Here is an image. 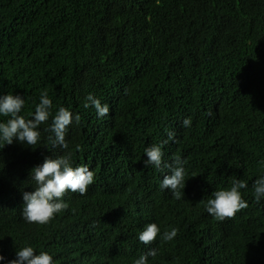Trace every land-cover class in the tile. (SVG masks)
Returning <instances> with one entry per match:
<instances>
[{
  "label": "trees",
  "instance_id": "1",
  "mask_svg": "<svg viewBox=\"0 0 264 264\" xmlns=\"http://www.w3.org/2000/svg\"><path fill=\"white\" fill-rule=\"evenodd\" d=\"M45 91L53 112L80 121L67 149L46 132L33 148L0 144V264L26 244L56 264H133L150 247V264H264V200L252 193L264 176V0H0V94L23 96L29 117ZM89 93L105 117L83 107ZM166 130L164 160H186L179 199L159 188L168 169L143 163ZM65 151L94 183L66 192L69 207L46 224L26 222L31 169ZM230 179L247 183L248 207L213 218L205 202ZM150 222L177 235L145 245Z\"/></svg>",
  "mask_w": 264,
  "mask_h": 264
},
{
  "label": "clouds",
  "instance_id": "2",
  "mask_svg": "<svg viewBox=\"0 0 264 264\" xmlns=\"http://www.w3.org/2000/svg\"><path fill=\"white\" fill-rule=\"evenodd\" d=\"M26 99L13 93L0 94V144L11 145L13 142L31 147L41 140L42 132L49 133L48 140L53 147L67 149L65 139L67 129L74 121H80V115L70 108L60 106L53 112V101L47 91L40 94L39 103L29 117L22 115ZM85 109L92 107L98 117H105L109 113V105L89 93L83 104ZM51 120L50 124L41 129V125ZM191 118L182 121V127L191 126ZM175 132L166 130L167 139L152 143L144 149L145 167L152 166L168 169L159 184L161 190L171 192L173 198H181L186 185V160L175 156L169 163L164 160V147L169 141L175 140ZM31 180L34 182L33 191L22 194L21 216L28 223L46 224L55 215L66 210L69 205L63 198L66 192L84 195L90 185L94 183L95 173L87 164L73 166L71 153L68 151L54 157H45L44 161L33 167L30 171ZM247 183L243 179H230L227 187H221L211 192L205 202V210L213 218L224 219L232 217L241 209L248 207L241 190L246 189ZM252 193L256 202L264 200V176L257 178L252 184ZM177 235V229L171 227L162 230L156 222L147 223L137 233L138 240L148 245L157 237L162 242L171 241ZM158 249L150 247L147 252L133 260V264H150L149 258L157 256ZM5 261V256L0 254V262ZM7 264H56L54 254L48 251L37 252L33 246L25 245L16 250L15 258L8 260Z\"/></svg>",
  "mask_w": 264,
  "mask_h": 264
}]
</instances>
